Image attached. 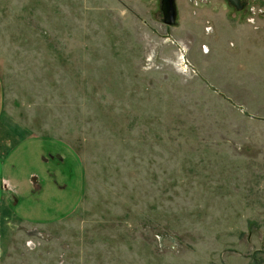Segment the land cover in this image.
I'll use <instances>...</instances> for the list:
<instances>
[{
    "label": "rangeland",
    "instance_id": "1",
    "mask_svg": "<svg viewBox=\"0 0 264 264\" xmlns=\"http://www.w3.org/2000/svg\"><path fill=\"white\" fill-rule=\"evenodd\" d=\"M176 1L0 0V264H264V0Z\"/></svg>",
    "mask_w": 264,
    "mask_h": 264
},
{
    "label": "crops",
    "instance_id": "2",
    "mask_svg": "<svg viewBox=\"0 0 264 264\" xmlns=\"http://www.w3.org/2000/svg\"><path fill=\"white\" fill-rule=\"evenodd\" d=\"M3 106H4V96H3V84L0 78V179L3 178V180H5L6 182H8L9 184H4L5 186L0 188V221L3 217V214L5 212H9L8 215H10V208L5 207L4 206V202L3 199H5V191L9 190L11 191V188H15V184L12 182L11 179H9L8 177H4L3 176V168H4V163L6 161V157L8 155H10L11 151H12V147L14 145L13 140L12 143L9 145L10 140L12 137L10 134H8L6 131L3 130L2 127V116H3ZM12 214V213H11ZM9 241L3 243L0 241V258L3 254V252H5L4 250H2L3 247H9ZM27 244V243H26ZM32 245V242L27 244Z\"/></svg>",
    "mask_w": 264,
    "mask_h": 264
},
{
    "label": "water",
    "instance_id": "3",
    "mask_svg": "<svg viewBox=\"0 0 264 264\" xmlns=\"http://www.w3.org/2000/svg\"><path fill=\"white\" fill-rule=\"evenodd\" d=\"M228 2L240 11L244 8L242 0H228ZM161 11L163 22L166 26L174 27L177 25L178 6L176 0H161Z\"/></svg>",
    "mask_w": 264,
    "mask_h": 264
},
{
    "label": "built area",
    "instance_id": "4",
    "mask_svg": "<svg viewBox=\"0 0 264 264\" xmlns=\"http://www.w3.org/2000/svg\"><path fill=\"white\" fill-rule=\"evenodd\" d=\"M192 1V0H191ZM253 11V13L255 12V10H252ZM248 22L249 23H251V24H254L255 23V19H254V17H249L248 18ZM205 32L206 33H208V34H210L211 32H213V28H212V26H210V25H207L206 27H205ZM205 49H209L206 45L204 46V50Z\"/></svg>",
    "mask_w": 264,
    "mask_h": 264
},
{
    "label": "trees",
    "instance_id": "5",
    "mask_svg": "<svg viewBox=\"0 0 264 264\" xmlns=\"http://www.w3.org/2000/svg\"><path fill=\"white\" fill-rule=\"evenodd\" d=\"M254 257V256H253ZM255 259V258H254ZM250 264H260V262H253V263H250ZM262 264H263V262H262Z\"/></svg>",
    "mask_w": 264,
    "mask_h": 264
}]
</instances>
